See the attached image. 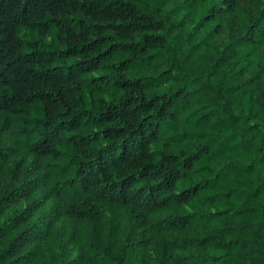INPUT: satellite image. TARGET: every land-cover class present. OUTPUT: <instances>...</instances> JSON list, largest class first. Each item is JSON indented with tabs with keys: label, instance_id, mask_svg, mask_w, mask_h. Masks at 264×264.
<instances>
[{
	"label": "trees",
	"instance_id": "obj_1",
	"mask_svg": "<svg viewBox=\"0 0 264 264\" xmlns=\"http://www.w3.org/2000/svg\"><path fill=\"white\" fill-rule=\"evenodd\" d=\"M0 118V264H264V0H0Z\"/></svg>",
	"mask_w": 264,
	"mask_h": 264
},
{
	"label": "rangeland",
	"instance_id": "obj_2",
	"mask_svg": "<svg viewBox=\"0 0 264 264\" xmlns=\"http://www.w3.org/2000/svg\"><path fill=\"white\" fill-rule=\"evenodd\" d=\"M0 124H4L2 118H0ZM40 175H42L40 172L39 173L35 172V176H40ZM51 204H52L51 202H47L45 209L48 208ZM81 230L82 228L78 224L63 219L53 220L50 226V231L59 236L70 258H74L78 255L77 246L71 240V235L75 233H79ZM160 247H161V239L157 237L154 240L151 247L149 248L148 264H158Z\"/></svg>",
	"mask_w": 264,
	"mask_h": 264
}]
</instances>
